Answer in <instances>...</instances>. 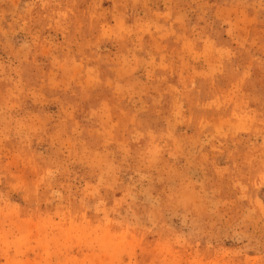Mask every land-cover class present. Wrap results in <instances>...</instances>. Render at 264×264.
Instances as JSON below:
<instances>
[{
  "label": "rangeland",
  "instance_id": "1",
  "mask_svg": "<svg viewBox=\"0 0 264 264\" xmlns=\"http://www.w3.org/2000/svg\"><path fill=\"white\" fill-rule=\"evenodd\" d=\"M0 264H264V0H0Z\"/></svg>",
  "mask_w": 264,
  "mask_h": 264
}]
</instances>
